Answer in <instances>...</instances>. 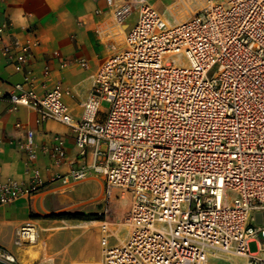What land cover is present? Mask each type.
<instances>
[{
    "label": "built area",
    "instance_id": "built-area-1",
    "mask_svg": "<svg viewBox=\"0 0 264 264\" xmlns=\"http://www.w3.org/2000/svg\"><path fill=\"white\" fill-rule=\"evenodd\" d=\"M105 2L96 12L111 16L116 35L133 13L137 20L121 44L109 46L80 119L61 85L37 95L29 78L37 38L12 40L11 21L0 22L6 59L26 73L7 96L13 107L34 108L38 125L54 120L70 127L85 157L92 147L91 164L57 173L52 182L104 181L102 264H206L214 254L264 264V0L210 1L173 24L147 0ZM26 132L17 145L33 175L0 183V206L46 186L34 165L35 131ZM50 157L55 165L66 160L63 136H55ZM115 188L134 198L128 239L110 246ZM18 235L17 244L35 243L36 226L28 221ZM0 264H18L16 254L0 246Z\"/></svg>",
    "mask_w": 264,
    "mask_h": 264
},
{
    "label": "crops",
    "instance_id": "crops-1",
    "mask_svg": "<svg viewBox=\"0 0 264 264\" xmlns=\"http://www.w3.org/2000/svg\"><path fill=\"white\" fill-rule=\"evenodd\" d=\"M151 1L155 0H147L150 4ZM105 9V0L0 1V22L5 19L11 21V39L20 42L38 40L29 72L37 95L42 96L55 85L68 89L70 94L65 95V101L76 119L83 115V104L92 89L93 75L110 54L109 46L120 42L111 16L96 12ZM159 10L165 15V10ZM55 51L61 57H56ZM63 59L71 64L63 66ZM79 59L89 61V66L82 67L77 61ZM25 74L17 72L9 63L0 44V183L10 180L23 182L33 175L25 150L17 145V142L25 140L27 129L35 131L37 157L34 165L46 182L40 193L0 206V246L14 252L18 264H94L103 252V220L47 217L65 211L91 212L90 196L96 192L90 194L89 179L71 185L60 180L52 182L51 179L57 173L66 174L74 168L91 164L92 147L85 157L76 146L70 127L54 120L38 125V114L34 108L24 105L13 107L7 96L15 84L24 81ZM18 123L21 127L16 126ZM57 134L66 139L67 158L55 165L50 151ZM10 140L16 144H10ZM96 177L103 184L101 177ZM28 221L36 226L38 241L17 244L18 232ZM122 232L121 229L113 230L114 234L110 232V246L128 239L126 231ZM72 247L75 251L70 253Z\"/></svg>",
    "mask_w": 264,
    "mask_h": 264
},
{
    "label": "rangeland",
    "instance_id": "rangeland-1",
    "mask_svg": "<svg viewBox=\"0 0 264 264\" xmlns=\"http://www.w3.org/2000/svg\"><path fill=\"white\" fill-rule=\"evenodd\" d=\"M221 2L224 0H155L151 1V5L154 8H159L161 10H165V16L170 22V24L182 22L186 19H188L191 15L195 14L196 12L200 11L202 8L206 7V5L210 2ZM137 20V13H133L130 17H128L124 23L123 26L120 29V37H122L123 32L128 30ZM122 39H120L121 44ZM108 53H110V50H108ZM109 102L104 101L102 102V107L107 109L109 107ZM96 179H99L98 177L92 178L90 181V194L95 193L92 195L91 198V212L81 211V210H75L74 212H82L84 214H97L101 210L103 206V190H104V181L103 184H100V182ZM102 181V180H101ZM96 185V188L95 186ZM115 196L114 200L112 202V208L111 213L108 218L109 222V232L113 233V230L115 229H121L123 232H125L126 239L129 236L128 232V210L132 204L133 198L132 194L130 192H122V190L115 188L114 190ZM123 197V198H121ZM68 212V211H65ZM61 213V212H60ZM122 232V233H123ZM114 234V233H113ZM111 239H114V236H111ZM38 241V239H37ZM36 241V243H37ZM251 251H257L258 245L257 242L251 241L249 243ZM74 247L70 249V253L74 252ZM104 254L101 252L99 259L94 260V264H102L103 263ZM59 264V263H58ZM206 264H247L245 258H243L240 255L237 254H219L217 256H211Z\"/></svg>",
    "mask_w": 264,
    "mask_h": 264
},
{
    "label": "trees",
    "instance_id": "trees-1",
    "mask_svg": "<svg viewBox=\"0 0 264 264\" xmlns=\"http://www.w3.org/2000/svg\"><path fill=\"white\" fill-rule=\"evenodd\" d=\"M50 219H80V220H87V221H93V220H103V216L97 214H84L82 212H75V213H70V212H61L58 214H52L47 216Z\"/></svg>",
    "mask_w": 264,
    "mask_h": 264
},
{
    "label": "bare ground",
    "instance_id": "bare-ground-1",
    "mask_svg": "<svg viewBox=\"0 0 264 264\" xmlns=\"http://www.w3.org/2000/svg\"><path fill=\"white\" fill-rule=\"evenodd\" d=\"M217 255H219V254H217ZM217 255L214 254V256H217ZM214 256H213V257H214Z\"/></svg>",
    "mask_w": 264,
    "mask_h": 264
}]
</instances>
